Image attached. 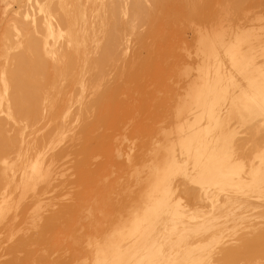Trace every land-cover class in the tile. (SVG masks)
Wrapping results in <instances>:
<instances>
[{"label": "bare ground", "instance_id": "obj_1", "mask_svg": "<svg viewBox=\"0 0 264 264\" xmlns=\"http://www.w3.org/2000/svg\"><path fill=\"white\" fill-rule=\"evenodd\" d=\"M19 1L25 10L3 22L0 35V264H239L253 252L264 258V62L255 60H264V24L257 45L245 32L204 35L201 50L214 58L213 70L193 81L170 115H152L155 126L145 118L127 133L120 125L131 118L130 106L120 102L121 89H102L101 82L143 17L130 22L114 8L94 14L86 0ZM163 10L145 11L147 33L158 51L172 50L179 61L182 47L176 53L172 35L159 28L183 17ZM161 53L142 60L129 80L152 76ZM77 140L71 192L63 177ZM251 224L261 229L256 235L228 241Z\"/></svg>", "mask_w": 264, "mask_h": 264}, {"label": "rangeland", "instance_id": "obj_2", "mask_svg": "<svg viewBox=\"0 0 264 264\" xmlns=\"http://www.w3.org/2000/svg\"><path fill=\"white\" fill-rule=\"evenodd\" d=\"M18 1L19 0H0V24H1L0 35H2V31H1L2 23L8 20H12L13 18L18 16V13H22L25 10L26 8L25 5H27L26 1L25 2H20V1L18 2ZM6 2H10L11 4L10 3L6 4ZM12 3L14 6L12 5ZM17 3L20 4L18 5ZM21 3L23 4L21 5ZM16 4L17 6L20 7H17ZM86 5L89 11H91L94 14H100V15L110 14L111 9L114 8L116 10L114 11L115 13H117L120 17L130 22L132 21L135 15H141L143 17L142 21L136 23L137 25L135 26L136 30L139 33L138 32L128 33L124 37V47L127 48V51L126 52L123 51L122 59H120L113 66L108 68V72L101 82L102 89H110L113 87H118L119 90L121 89L120 92L121 94H119V100H121L120 102L124 104H128L130 106L129 108H127V110L129 109V112L131 113V118L125 120L127 122L124 121L125 123L123 122V124L120 125V126L124 125L123 127L120 128L122 129L121 132H127V131L129 132L132 129V126L135 124V122H139L141 121V119L142 122H145L146 119L150 118L152 115L156 114L157 112H160V110L164 111V115L165 114L170 115L173 112V109L176 108L175 105L176 100L177 99L183 100L186 98V94L189 92L190 86L192 85L193 81L198 80L200 77H205L204 71L206 68L213 70V68L215 67L214 58L212 57L204 58L203 52L201 50L202 45L200 41L204 35L214 37L216 34V35H221L224 39L225 38L232 39L233 33L236 34L239 33V35H241L242 33L245 32L254 35L251 36L248 40L253 42L254 45H257L258 39L260 37L259 33H261L260 27L261 25L264 24L263 21L264 0H171L170 2H164L162 0H158L155 5L153 0H86ZM154 6L158 8H163L164 9L163 13L177 14L184 18V19L181 18V20L177 24L178 26L176 25L175 27H169L167 23L165 26L166 21H164L163 24H160L161 26L163 25L162 27L158 26V28L160 27L159 32L161 35H166L168 33L172 35L171 38L174 42V47L175 50L177 51L176 53H179L178 48L180 49L182 47V50L180 51L182 54L179 53L182 56L180 59L181 61L180 60L175 61L176 58L174 59V57H172L173 56L172 50L171 51L169 50L170 52L168 50L166 51L159 50L160 52H162L161 54L165 55V57H163L161 60L158 61V65L156 69V71L158 70V72L154 71L152 76L149 75V77L146 76L144 78L143 76L141 77L142 80L141 79L138 80L141 81L140 83L137 80L134 83V81L129 80L128 75L136 73L138 72V70H140V67L142 65L141 62H143L142 60H146L149 58L151 59L160 58L159 57L160 52L158 51L159 46L157 44V41L153 37H150L147 33L149 32V26L151 20L148 15V12L145 11L149 10L150 8H153ZM19 8L21 10H19ZM15 13H17V16ZM185 17L187 18L185 19ZM163 27L166 29H164ZM175 28L180 31V34L177 36L173 35V31L176 30ZM139 34H141V36ZM142 37L144 38V40ZM176 44H178V47H176L177 46ZM148 45L153 46L154 48L150 46L147 47ZM148 50H151V52ZM148 53L149 55L151 53V55L148 56L147 55ZM219 56L222 58L223 63L227 62V60L225 59L224 51L220 50ZM169 58L171 59L173 58V59L171 60ZM260 58L257 57L255 60H257L260 63L264 62V60L262 59L263 57L261 58V60ZM133 62L135 64H133ZM166 62L168 63V65ZM203 62H206L207 65L209 66H202ZM132 64L136 65L137 68H133L134 66L132 67ZM226 66L230 67L229 64H226L224 67ZM201 69L202 71H200ZM132 70H134V72ZM158 73L161 74H159L158 76ZM234 75L243 86L247 85L243 80H241L242 78L239 74H234ZM128 81L130 82V84ZM142 81H144L145 83L144 82L142 83ZM128 84L131 86H129ZM142 84L145 85V88L143 87L144 89L141 86ZM123 88L125 90H122ZM145 94L147 95L146 97ZM124 97L126 98L129 97V98L125 100ZM144 99L147 103L144 102ZM134 105H135V109H133ZM143 109L147 113L146 115L149 114L148 115L149 117L147 116L144 117L145 112L143 111ZM137 111L144 115L141 114L140 117L137 116L136 115L138 113ZM135 117L140 119H137L136 121L133 120L134 122L132 124L131 119H136ZM154 117L156 116L154 115ZM154 117H151L150 119L151 121L150 120L146 121L147 123L145 122V124H148V122L149 124H153V121L157 118L156 117L154 119ZM143 119L145 120L143 121ZM91 120H93V116H91L87 121H91ZM128 121H130L131 125H129L130 123ZM153 126H155V122ZM77 131H79V129H77ZM119 131L116 133H119ZM119 135H117V137H120ZM135 140H136L135 142L137 143L140 142V139H135ZM79 144L80 141L77 140L70 147V151L72 152V155L69 159L70 162L67 165L69 170L67 171V174L63 177V180H65V187H66L65 190L71 192L76 191V188L72 184V181L74 180V176L72 175L73 172L72 170L77 160L76 151L80 147ZM250 219L251 220L253 219L252 223L254 224H256V222L259 221L253 218V216L252 217L250 216ZM260 230L261 229L259 230L256 229L255 226L253 227L252 224L251 226H249V228H245L244 226V228L239 230L236 235L228 237V241H230V243L236 242L239 239H241L246 232H250L254 236ZM253 253L255 255L258 252H253ZM64 255L65 257L68 256L67 254H63V256ZM254 255L252 254V256L251 255L247 256L248 259L246 260L248 264L251 263L256 264L255 262H259L258 264H264V258H262L263 256L262 257L260 256L261 254H259L258 258L255 257ZM246 260H241L240 262L241 263L243 261L246 262ZM245 262L243 264H247ZM222 264H228V263L223 262ZM235 264L238 263L235 262Z\"/></svg>", "mask_w": 264, "mask_h": 264}]
</instances>
